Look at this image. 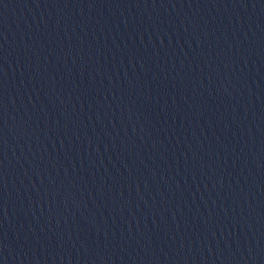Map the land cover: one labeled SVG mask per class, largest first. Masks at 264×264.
<instances>
[{
  "label": "water",
  "instance_id": "95a60500",
  "mask_svg": "<svg viewBox=\"0 0 264 264\" xmlns=\"http://www.w3.org/2000/svg\"><path fill=\"white\" fill-rule=\"evenodd\" d=\"M0 264H264V0H0Z\"/></svg>",
  "mask_w": 264,
  "mask_h": 264
}]
</instances>
